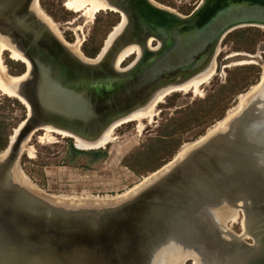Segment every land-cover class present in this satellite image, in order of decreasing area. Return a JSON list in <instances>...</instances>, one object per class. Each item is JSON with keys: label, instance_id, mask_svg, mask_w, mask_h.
I'll list each match as a JSON object with an SVG mask.
<instances>
[{"label": "water", "instance_id": "1", "mask_svg": "<svg viewBox=\"0 0 264 264\" xmlns=\"http://www.w3.org/2000/svg\"><path fill=\"white\" fill-rule=\"evenodd\" d=\"M35 1L0 0V38L29 64L17 90L27 114L0 159V264H264V83L226 128L125 198L59 202L14 178L35 131L96 142L160 90L201 73L228 33L264 30V0H201L186 15L155 0H104L124 23L94 62L102 49L74 53ZM130 45L140 55L116 66ZM240 203L254 218L251 242L227 230Z\"/></svg>", "mask_w": 264, "mask_h": 264}, {"label": "rangeland", "instance_id": "2", "mask_svg": "<svg viewBox=\"0 0 264 264\" xmlns=\"http://www.w3.org/2000/svg\"><path fill=\"white\" fill-rule=\"evenodd\" d=\"M155 1L186 15L201 0ZM39 2L69 42L80 40V50L102 47L109 32L120 21L118 18L119 21L112 25L117 17L116 12L111 10H98L90 14L87 10L89 7L84 8V11L66 8V0ZM234 31L222 39L217 67L216 62H213L209 77L200 81L197 88L190 86L162 97L154 105L150 116L142 118L140 123L135 120L119 123L113 127L109 139L103 143L100 139L96 147L78 149L74 145L77 144L76 139L85 142L78 137L73 139L54 131L48 135H45L44 130L35 132L26 142L27 148L20 159L25 177H29L45 193L71 196L74 199L77 196L119 197L122 192H131L133 188L136 190V185H140L148 172L173 156L184 143L194 142L203 136L205 131L227 115L229 109L238 108L240 96L260 82L264 71V34L240 36L234 35ZM5 50H1L0 59L6 71L11 73L18 61L11 59L9 51ZM248 55L253 58L247 59ZM133 58L134 55L129 56L122 65L128 64ZM245 89L247 91L239 93ZM26 114L24 104L0 91V145L5 140L9 142L10 134ZM237 215L235 212L230 216L233 223H227V230L238 233L242 225L243 234L239 238L244 237L251 242L250 238H246V235L250 237L246 230L254 225V218H247L246 212L244 218L242 211L239 217Z\"/></svg>", "mask_w": 264, "mask_h": 264}, {"label": "bare ground", "instance_id": "3", "mask_svg": "<svg viewBox=\"0 0 264 264\" xmlns=\"http://www.w3.org/2000/svg\"><path fill=\"white\" fill-rule=\"evenodd\" d=\"M65 6H66V8L71 9L73 11H80V10H83L84 8H88L89 7L87 10L90 11V14H93V12H96L98 10L116 11L114 8L109 7L108 4L104 0H66ZM34 8L38 12L40 17L52 28V30L55 31L59 36H61L65 40L66 45L74 53H76L77 55L82 57V54L84 52H83V50L79 49L80 40L78 39L75 42H69L62 35V33L60 32L58 27L55 25V22L52 21L53 18H51L48 14H46L44 12V10L41 8L40 4H37L36 1H35V4H34ZM123 23H124V17L122 18V21H119V23L116 26H114V28L109 32L107 38L104 40L103 46L101 47L102 51H101V49L99 50V51H101V53L98 55V57L96 59L91 60V61H93V62L97 61L103 55V53L105 52V50L108 47V44L110 43L112 38L121 30V28L123 26ZM219 48L217 49L216 59L212 60L211 64L208 67H206L201 73L195 75L193 78H191L189 81H187L184 84L175 85V86H171L169 88L160 90L159 92H157L154 95V97L150 100V102L147 103L144 107L136 110L135 112H133L128 117H126L124 119H121V120H118V121L114 122L113 124H111L112 126L110 125L104 131L102 136L96 142H88V143H86L87 141L82 142L81 140L76 139L77 138L76 136H73L72 134L68 133L67 131L59 130V129L53 128L52 126H45L43 128H40L39 130H44L45 131V135H48L50 132L54 131L56 133L72 137L73 139L75 138L76 141H77V144H78V145L77 144L76 145L79 146V149H80V147H82V148H93V147H96V145L99 144L100 142L103 143L102 141H105V140L109 139L108 137H109L110 133L112 132L113 127H115L119 123H125V122L131 121V120H135V121H138L140 123L142 118L150 116L152 114V112H153L154 105L162 97H164V96L166 97V95H168L169 93H171L173 91L183 90V89H186V88H188L190 86H194L195 88H197V85L200 83V81H202V80L204 81V79L209 77L208 75L210 74V72H211V70L213 68V62L214 63L216 62V67H217V56L219 54V52H218ZM2 49H6L5 51H7V52L9 51V57L11 59L24 63L25 64V71L22 74H20V75H11V74H9L6 71V67L4 66V64H2L1 59H0V91H2L3 93H5V94H7L9 96H13V97L17 98L22 104H24L27 107L28 105H27L26 101L24 100L23 97H21L18 94L17 90H18L19 83L27 77L28 70H26V66L29 69V64L25 60V58L21 55V53H19L17 50L12 48L8 44V42H6V40L0 38V53H1ZM135 53L137 55H140V48L137 45H130V46L124 48L118 55V58H117V61H116V66H118V64L120 65V63L124 62L129 56H131V55H133ZM250 58H253V56L248 55L247 59H250ZM248 62H251V61H248ZM210 67H211V69L208 70V68H210ZM259 81L260 82L258 83V85L251 87L248 93L242 94L241 96L239 95L240 98H239L238 108L229 109L227 111V115L222 120L218 121L214 126L209 128L206 131V133L203 136H201L200 138H198L196 141L194 140V142H190V143L186 142V143H184L180 147V149L174 154L172 159H170L168 162H166L163 166H161L157 170H155L153 172H149L148 175L145 178L143 177L142 181H140V185H138V184L136 185L137 186L136 190H135V188H133V190L131 188V190H132L131 192H128V193H126V191L124 193L122 192L119 197L116 195L117 197H101V198H98V197H91V196H80L78 198V196H77V199H76V197L74 199L71 196L62 197V195H57V194H51L50 197L55 199L56 201H59V202L73 201V202H76V203H78V202H83L84 203V202L92 201L93 203H96V202H103V201H107L108 202V201L116 200V199H119V198H125L127 196H130V195L134 194L141 187H143L144 185H146L147 183H149L153 179H156L162 173H164L166 170H168V168L173 166L177 161H179L185 155H187L189 153V151H191L194 147H196L197 145L201 144L203 141L208 139L214 133L226 128V126L228 125L230 120L234 117V115L238 111L240 112L248 104V101H250V99L254 96V94H256L259 91L261 85L264 83V71L262 72V77H261V80L259 79ZM21 122L23 123V121H21ZM21 122L19 123V125L22 124ZM17 130H18V126H17L16 129H14V132L12 133V135H10L11 140L14 138V136H15L14 133H16ZM39 130H37V131H39ZM37 131H35V132H37ZM100 139H101V141L98 142ZM27 141L28 140H26L22 144L21 149H22L23 152H24V149L27 148V146H26V142ZM5 148L2 151H0V159L3 158L6 155L7 149L5 150ZM14 178H15L16 182H18L19 184H21V185H23V186H25V187H27V188H29L31 190H33L35 192H39L40 191V188L38 186H36L34 183H32L31 182L32 180L29 177H25L24 170L22 168H20L19 166H16L15 169H14ZM240 211H242L243 216L245 218L246 209L241 204V205H237V206L233 207L232 209H230V212L228 213V216L225 219L228 220V222L231 221L230 216H232L235 212L238 213L237 217H239ZM247 218H248V216H247ZM231 223H233V222L231 221ZM243 224H245V223H243ZM249 226H247V227H249ZM242 228L243 227L241 225V232H238L236 234V235H238L237 237L242 236V234H243ZM251 228L252 227H250V229L248 228V230H246L247 228L246 229L244 228L246 230V232L249 233V235L251 234ZM231 238H233V237H231ZM240 238H244V237H240ZM246 238H248V235H246ZM194 261L195 260L191 261V263H194ZM180 262L182 264L184 263L183 260H180L177 263H180ZM196 264H203V263L202 262H197Z\"/></svg>", "mask_w": 264, "mask_h": 264}, {"label": "trees", "instance_id": "4", "mask_svg": "<svg viewBox=\"0 0 264 264\" xmlns=\"http://www.w3.org/2000/svg\"><path fill=\"white\" fill-rule=\"evenodd\" d=\"M115 15H116V17H117V19H116V21H115V23L114 24H112V25H115L119 20H118V18L120 19V16H119V14L118 13H115ZM235 33H233L234 35H240V36H243V35H246V34H253V35H261V34H264V31H261L260 30V28H256V27H245V28H243V29H239V30H237V31H234ZM234 35H232V36H234ZM247 38H249L248 36H247ZM101 47V46H100ZM100 47L99 46H95V47H93L92 49H84L83 50V52H84V54L86 55V56H89V57H94L97 53H98V51L100 50ZM251 53V52H250ZM16 63H18L12 70H11V73L10 74H12V75H20V74H22L24 71H25V64L24 63H22V62H20V61H18V62H16ZM262 72V71H261ZM257 75H259V70H257ZM260 76H261V73H260ZM260 76H259V78H260ZM252 83H254V82H252ZM252 83L250 84V85H252ZM250 87V86H249ZM245 91H247V89H245L244 91H242V92H239V93H243V92H245ZM239 93H237V95L239 94ZM228 110V109H227ZM224 116H225V114H224ZM224 116H222V117H220L219 119H221V118H223ZM219 119H217V120H219ZM216 120V121H217ZM209 128V127H208ZM207 128V129H208ZM206 129V130H207ZM206 132V131H205ZM204 132V133H205ZM203 133V134H204ZM11 135V134H10ZM202 135V134H201ZM7 144H8V140H5V143L4 144H2V145H0V151H2L6 146H7ZM180 148V147H179ZM178 148V149H179ZM178 149L176 150V152L178 151ZM74 150H76V148L74 149ZM175 152V153H176ZM174 153V154H175ZM174 154H172L173 156H174ZM173 156H170V158L169 159H165V161L162 163V164H160L158 167H156V168H154L153 170H151L150 172H153V171H155V170H157L158 168H160L161 166H163L167 161H169ZM149 173V172H148ZM145 175V174H144Z\"/></svg>", "mask_w": 264, "mask_h": 264}, {"label": "flooded vegetation", "instance_id": "5", "mask_svg": "<svg viewBox=\"0 0 264 264\" xmlns=\"http://www.w3.org/2000/svg\"><path fill=\"white\" fill-rule=\"evenodd\" d=\"M83 150V149H82ZM93 150V149H92Z\"/></svg>", "mask_w": 264, "mask_h": 264}]
</instances>
